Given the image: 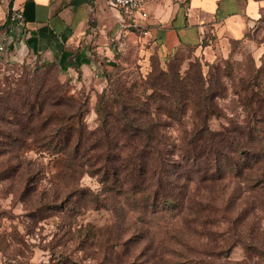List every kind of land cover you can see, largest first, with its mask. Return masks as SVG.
Returning <instances> with one entry per match:
<instances>
[{
	"label": "trees",
	"instance_id": "16d2710c",
	"mask_svg": "<svg viewBox=\"0 0 264 264\" xmlns=\"http://www.w3.org/2000/svg\"><path fill=\"white\" fill-rule=\"evenodd\" d=\"M255 72L233 88L244 118L218 130L210 120L224 115L218 101L228 88L202 78L154 82L151 93L138 92L135 83L107 88L98 97L95 129L83 120L85 104L61 86L19 89L13 99L9 91L0 94V120L9 112L18 139L33 138L63 165L48 188L33 186L29 171L20 192L36 205L27 214L33 223L60 220L51 264H229L238 244L263 254L264 87L262 69ZM188 114L191 129L172 133L175 125L186 126ZM85 174L97 177L100 192L80 185ZM92 209L111 210L123 221L130 213L137 218L126 237L117 223L74 219ZM160 216L181 219L186 230L179 224L155 230Z\"/></svg>",
	"mask_w": 264,
	"mask_h": 264
},
{
	"label": "rangeland",
	"instance_id": "374dc122",
	"mask_svg": "<svg viewBox=\"0 0 264 264\" xmlns=\"http://www.w3.org/2000/svg\"><path fill=\"white\" fill-rule=\"evenodd\" d=\"M122 30L124 32L119 37L118 59L111 71L101 74L104 76V83L98 80L100 74L92 75L88 83H85L81 72L72 74L57 61L25 55L0 62V94L9 91L13 99L19 89L31 88L37 91L42 86H61L66 96L74 97L85 104L83 120L88 128L95 129L98 126V97L107 88L119 83H135L138 92L151 93V84L154 82L159 86L160 83L171 82L172 78H176L178 82L181 80L191 84L190 78H195L196 81L202 78L207 86L212 83L214 87H218L222 83L228 88L225 96L218 101L224 115L210 120V127L218 130L227 125L230 119L244 118L245 113L233 89L240 77L254 74L261 68L262 76L259 81L264 87V14L247 40L232 42L230 52L223 54L220 49L221 51L211 57L206 56L203 51L194 53V50L184 48L164 54L159 44L151 40L143 29L124 25ZM158 74L163 77L156 78ZM6 114L7 119L0 120V264H51L54 254L50 243L54 240L58 242L55 234L59 232L60 220L57 215H46L49 217L33 223L27 214L36 205L34 206L33 198H22L20 192L29 171L33 172V186L41 183V188H48L63 165L33 138L27 137L26 140L23 139L24 142L18 139L14 133L18 129L16 118L9 112ZM191 120L193 119L188 114L186 126L182 128L175 125L170 129L171 132L177 134L179 130L191 129ZM18 158L23 160L22 164ZM80 185L95 192L102 190V184L97 177L90 174L82 177ZM258 215L262 221L259 224L258 237L264 241V209ZM136 218V214L130 213L123 221L116 213L107 209H92L74 217L78 223L99 227L117 223L122 226L123 235L130 234V226ZM154 224L155 230H163L165 226L176 224L183 227L181 219L170 216L157 217ZM182 230L185 231L186 228L183 227ZM22 237L25 238V243L20 242ZM65 240L64 237L60 242ZM66 244L67 251L74 249L67 241ZM58 248H61V244ZM78 256H81L79 252ZM225 259L219 258L218 261L223 263ZM228 263L264 264V253L248 252L244 245L238 244L230 252Z\"/></svg>",
	"mask_w": 264,
	"mask_h": 264
},
{
	"label": "crops",
	"instance_id": "0c3cea01",
	"mask_svg": "<svg viewBox=\"0 0 264 264\" xmlns=\"http://www.w3.org/2000/svg\"><path fill=\"white\" fill-rule=\"evenodd\" d=\"M13 1L0 0V46L5 47L0 62L39 56L72 74L81 72L85 83L94 74L104 83L101 74L118 59L124 32L120 11L106 0H17L24 22L16 24L8 16ZM147 11V35L164 54L184 48L211 57L247 40L261 22L264 0H150Z\"/></svg>",
	"mask_w": 264,
	"mask_h": 264
},
{
	"label": "built area",
	"instance_id": "2783aa9c",
	"mask_svg": "<svg viewBox=\"0 0 264 264\" xmlns=\"http://www.w3.org/2000/svg\"><path fill=\"white\" fill-rule=\"evenodd\" d=\"M17 0L13 1V5L8 9L9 20L12 23L23 24L24 14L22 9L17 6ZM108 6L113 10H118L123 14L122 23L124 25H133L139 29H143L148 33L149 13L147 11V3L150 0H106ZM5 51L4 46H0V53Z\"/></svg>",
	"mask_w": 264,
	"mask_h": 264
}]
</instances>
